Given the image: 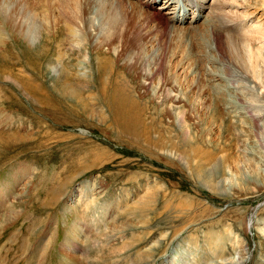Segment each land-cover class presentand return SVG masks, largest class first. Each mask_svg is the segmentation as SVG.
<instances>
[{
	"label": "rangeland",
	"instance_id": "obj_1",
	"mask_svg": "<svg viewBox=\"0 0 264 264\" xmlns=\"http://www.w3.org/2000/svg\"><path fill=\"white\" fill-rule=\"evenodd\" d=\"M74 1L0 0L12 77L0 79V142L10 137L0 144V264H180L176 245L207 256L215 237L222 258L264 264V132L236 100L244 71L213 36L227 14L264 23V0H223L221 18L219 4L198 18L191 0H156L164 32L144 15L151 0ZM120 4L127 16L97 15ZM22 78L45 89L40 101L22 94ZM113 82L138 104L129 129L99 93ZM214 150L219 171L210 162L201 172ZM242 179L260 188L238 192ZM144 196L150 214L136 205Z\"/></svg>",
	"mask_w": 264,
	"mask_h": 264
},
{
	"label": "bare ground",
	"instance_id": "obj_2",
	"mask_svg": "<svg viewBox=\"0 0 264 264\" xmlns=\"http://www.w3.org/2000/svg\"><path fill=\"white\" fill-rule=\"evenodd\" d=\"M65 1L75 3L74 0H58V2H62V3H65ZM155 1L156 0H151L150 2H147V3H149V4H147V8H148L150 13L149 12L147 14L144 13V15H145V17L147 16L146 19L152 18L153 20H155L157 23L156 29H159L162 32H164L165 29L168 27L166 25L167 22L163 19L162 16H159V14L152 9V6H150V4L154 5ZM191 1L194 3L193 7H198V10H197V14H198L197 17L198 18L201 17V13L203 12V10H205L207 8L206 5H208L209 3L219 4V7H217V12H215L214 15H216V17L221 18L220 15L218 16V10H220L222 7L226 6V4H228L227 2H223V0L222 1L221 0H191ZM216 1L217 2L219 1V2L216 3ZM167 3H165V4H167ZM212 7H213V5H212ZM109 8L110 9L107 8L108 10L103 12L104 9H101L99 6V9H98L99 13H97V15H100V17H103V18H110L111 20H114L115 17L117 16V14H121L124 16H127V14H128V10L126 8H124V6H122L121 4H120V6H117L116 8L112 7V5L109 6ZM29 13H32V11ZM21 14H23V13H21ZM5 15H6L5 12H1L0 16H3L1 19H4ZM179 16L182 17V15H179L177 13L176 18L174 19L176 22H181L179 19H177V17H179ZM28 17H30L28 19L31 20L29 22L31 25L28 27L27 32L28 33L35 32L36 27L33 24V20H32L33 18L31 15ZM224 18H225V20L222 23L223 29H220V30H223V32L221 31L222 34L219 32L217 34V32L215 31L217 36L213 34L214 43L216 44L217 48H219L218 47L219 45L224 47V49H226L227 52L233 56L232 58H234V61H236V63H238L241 66L242 70L244 71L245 76L244 75L238 76L239 77L238 80L240 79V81L239 82L237 81V82L241 83V84H240V90L237 89V90H239V95H238L236 100H238V104H240L243 107L244 112H242V113H244V116L247 119L250 118V121L252 122L251 126L258 130L259 126L257 127L254 124H256V125L260 124V127H261L260 131L264 132V23L257 22L253 25L252 24L250 25V24L245 23V19L247 20V17H242V16L234 17V16H231V14L230 15L227 14ZM3 22L6 23V21H1L0 23L2 24ZM219 24H221V23H219ZM173 28H176V27L174 26ZM225 29L230 33H228ZM216 30H218V29H216ZM70 35H71V33H70ZM1 41H2V38L0 36V43H1ZM36 51H38V50H36ZM39 52H40V50H39ZM36 57H37L36 58L37 61H39L40 60L39 55H37ZM240 57L242 58V60L240 59ZM3 59H4V57L0 59V79L1 80H4L6 78V76L11 75V73H9V75H5V73H6L5 68L7 66L5 67L6 64H5V61ZM36 67L37 66H34L33 72H34V70H36ZM105 68H106V66H105ZM34 74H35V72H34ZM64 76H65L64 82L70 81L71 78L73 77V76H71V78H70L68 75H64ZM18 78H15V79L13 78V80L17 82ZM27 79H29V78H27ZM27 79H23L22 81H20L18 83L19 89H21L20 91L25 96H30L35 101H40V99H42L41 95L43 93H46L45 89H43L42 87L41 88H35L34 82H31V81L28 82ZM231 81H233V80H231ZM119 84H120V82H119ZM111 87L112 88L110 90H107L105 93H104V91H100L99 88L97 87L98 91H100L99 93L103 97V99H102L104 101L103 104H105L107 109L109 110V112L114 115L113 120L115 121V123H120V122L124 123V126L127 129H129L128 128L129 125L131 127L133 126L130 123L133 122V114H134V116L136 115L135 111H137L138 104L131 100L130 96L126 92H124V89L121 88V85L118 86V83L116 84V82L115 83L113 82ZM62 88H64V87H62ZM62 91L65 92L66 95L68 94V90L65 91V88ZM38 92H43V93H38ZM213 101H215V103L219 102V100H213ZM134 123H135V121H134ZM133 134H134V132H133ZM8 139H10V137H7L6 141H9ZM6 141L1 140L0 144L4 143ZM261 142H263V144H264V134H263V138L261 139ZM261 151H262L261 152V158L259 159L260 161H259L258 165L260 168H263L264 167V145L261 147ZM219 154L220 153L216 150H214L212 152L207 151V153H204V154L202 153L201 160L198 163V167H196V168H199L200 171L202 172L201 167L202 166L205 167L206 164L212 162L213 167H215L212 169L218 170L217 168H219V166H220L219 160L221 159V157H219ZM217 157H219V158H217ZM200 163H201V166H199ZM203 170H204V168H203ZM221 172H222V175H225V170H224V172L223 171H221ZM253 174L255 177V173H253ZM208 176H210L209 172H208V174H206L205 177L202 176V178L205 181L204 183H207V184L209 182L211 183V181L206 182ZM214 177H216V176H214ZM202 183H203V181H202ZM239 185H241V186L245 185V188H242V189H240L238 187L239 188L238 192H241V193L242 192L248 193V194L253 193L251 191H254V190L256 191V189L260 188V187L256 188L255 187L256 184L254 185V183H253V185H254L253 187L248 188L246 186L247 183L246 182L244 183V179L241 180ZM263 189H264V186H263ZM233 195H234V193H233ZM144 199L146 200L147 198H145V196L142 197V199L139 200V202H137L136 205L139 206V205L143 204V206H145V214L146 213L150 214L151 205L155 201L152 198H149L146 202L142 201ZM155 205L156 204H154L153 206H155ZM184 205L185 206L182 205L183 207H181V209H183V210H191L193 208L192 203L191 204L186 203ZM11 215H12V213H9L7 215H4V217L11 219ZM211 237H214V236H211ZM219 239H220V237H218V238L215 237V243H211V246L209 245V247L207 248L208 249L207 252L209 253V255L207 254V256L202 255L203 250L200 251V254L199 255L197 254L198 255L197 256L195 253L198 249H195L197 247L192 245L193 243L191 244L192 246H188V247H190L189 250H185L181 254H179V252H178L180 250V248L178 247V245H176L177 247L175 248V250L172 253L174 254L173 255L174 257L177 256L180 258V261H181L180 264H188L189 261H191L190 258H192V257L195 258L193 261L194 264H206L207 261H209L207 264H213L214 262H219L220 260H221L220 264H236V262L232 258H229V259L222 258L223 257L222 255H223V253H225L224 251L226 250L225 246L227 244L225 242H221V241H220V243H218L217 240L219 241ZM231 245H233V244H231ZM49 246L50 245L45 246L43 250H45ZM120 250H121V248H120ZM43 254H44V251H43ZM211 256L213 258H210ZM174 259L167 261V264H171L172 261L175 262ZM242 261H243V257L239 256L237 262L239 264H243Z\"/></svg>",
	"mask_w": 264,
	"mask_h": 264
}]
</instances>
